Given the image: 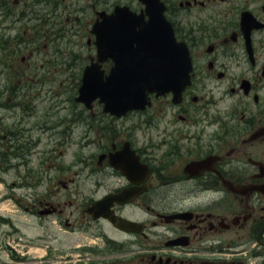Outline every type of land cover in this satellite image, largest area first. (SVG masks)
I'll use <instances>...</instances> for the list:
<instances>
[{"label": "flooded vegetation", "instance_id": "flooded-vegetation-1", "mask_svg": "<svg viewBox=\"0 0 264 264\" xmlns=\"http://www.w3.org/2000/svg\"><path fill=\"white\" fill-rule=\"evenodd\" d=\"M109 16L119 27L165 17L190 51L191 84L178 102L151 94V105L122 116L74 98L64 118L65 98L51 104L53 152L74 157L51 162L52 202L27 210L52 207L56 226L88 240L62 248V227L52 224V264H264V0H0L2 38L22 50L6 71L82 76L98 63L93 28ZM116 64L130 61L101 70ZM8 87L2 102L22 108ZM22 133L3 136L7 151ZM95 202L107 206L97 220L88 211Z\"/></svg>", "mask_w": 264, "mask_h": 264}, {"label": "rangeland", "instance_id": "rangeland-1", "mask_svg": "<svg viewBox=\"0 0 264 264\" xmlns=\"http://www.w3.org/2000/svg\"><path fill=\"white\" fill-rule=\"evenodd\" d=\"M3 22L5 23L0 21V28ZM11 27L5 24L4 29ZM3 46L4 43L0 40V90L4 92L6 86L8 87L5 83L22 85L23 82H31L34 85L37 83V87L21 98L23 102L27 100L22 108L0 109V215L10 218L9 223L0 227V264H52V216L37 218L27 213L26 207L38 201L52 200L51 162L63 164L72 161L74 157V153L66 148L63 155L53 152L55 141H51L48 122L50 106L61 100L59 98L65 99L64 103H60L58 116L67 118L71 114L72 105L65 101L77 95L75 85L78 75L8 74L5 69ZM5 47L6 50L12 47L11 50L15 53L18 50L17 41L14 39L6 43ZM21 57L22 50L13 54V57L9 55L6 60L15 64L20 62ZM59 78L63 82L55 81ZM65 84L69 87L68 97L65 95L68 91L63 93ZM11 92H15L13 86ZM53 117L55 116L52 115V119ZM9 130H23V133L12 146L21 149L16 153L13 152L14 149L11 150L8 156L6 145L11 143V136L3 140L1 137ZM77 216L85 221L80 214H76ZM86 232L94 233L95 227L92 226ZM61 236L60 246L63 248L78 246L88 241L86 234L82 233H62Z\"/></svg>", "mask_w": 264, "mask_h": 264}, {"label": "water", "instance_id": "water-1", "mask_svg": "<svg viewBox=\"0 0 264 264\" xmlns=\"http://www.w3.org/2000/svg\"><path fill=\"white\" fill-rule=\"evenodd\" d=\"M110 36L99 38L101 46H108L110 51L115 50L119 40L114 38L112 27ZM133 35V33L131 32ZM120 43H124L121 39ZM138 47L134 50L137 56H142V67L137 73L123 75L118 89L108 88L105 92L94 93L93 98L102 97L107 106L114 112H124L126 109L139 107L147 102V94L150 92H165L169 90L180 92L189 83L191 61L187 48L176 43L172 30L169 38H130L133 51V44ZM144 50L146 53H142ZM109 55L117 58L115 52ZM96 212V207L92 209Z\"/></svg>", "mask_w": 264, "mask_h": 264}, {"label": "trees", "instance_id": "trees-1", "mask_svg": "<svg viewBox=\"0 0 264 264\" xmlns=\"http://www.w3.org/2000/svg\"><path fill=\"white\" fill-rule=\"evenodd\" d=\"M0 40H1V38H0Z\"/></svg>", "mask_w": 264, "mask_h": 264}]
</instances>
